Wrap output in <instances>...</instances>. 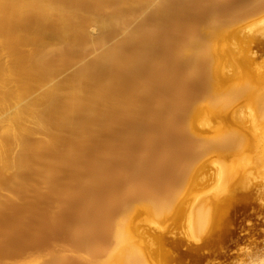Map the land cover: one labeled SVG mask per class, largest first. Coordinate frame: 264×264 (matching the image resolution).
<instances>
[{
    "label": "bare ground",
    "instance_id": "bare-ground-1",
    "mask_svg": "<svg viewBox=\"0 0 264 264\" xmlns=\"http://www.w3.org/2000/svg\"><path fill=\"white\" fill-rule=\"evenodd\" d=\"M131 1L132 0H123L124 3H129ZM199 1L200 0H186L185 3L181 5L177 4V0H160V2L158 1L159 4L157 5V9L155 8L156 10L153 16L147 17L144 21L142 19L140 21V23L143 21L142 24L139 27L133 29L132 31H129V32L126 31L128 33H126L125 36L122 39H120V41L117 44H113V46L111 45L112 47L101 52L93 59L85 61L81 66H79L78 69L72 71L66 77L60 80L54 81L53 83L51 82L50 84H46L47 81H49V79L57 71V67H58L57 64L64 65V62L66 61L65 55L66 53H69L67 52L68 48L69 49L71 47L73 48L77 44H80V43H83L84 45L95 44V42L99 40L97 38H94L92 31L90 30V28H88V25L91 22H93L92 24H95L96 27L98 26L100 28H103V30L105 28V25H107L105 24V21L103 19V16H104L103 9L104 8L102 9L101 7V4H100L101 0H0V239H2L1 238L2 235H9L13 228V226L11 225L12 223L11 221L13 219L12 220L8 219L9 218L8 216L11 215L12 212L14 211L19 212L20 208L26 207L29 205H30L29 210L32 209L31 207L34 205L35 206L37 205V207L40 208V205H39L40 198H41L40 196H41V192L43 189H49V193H48L49 195H47V192H46L47 196L46 195L45 196L46 197L50 196V198L48 199H50L53 205L57 207H60L63 205L65 207L66 204L64 205V202L66 201V197H65L66 195L63 194L62 192V187H64L63 183L65 181L63 182L62 180L64 179H61V178L62 176L66 177V175L68 174L67 172L69 171L70 168H73L74 172L78 173L76 178L79 180V182L82 181L83 185H85L86 183H87V186L92 185L93 180H91V184L88 185V183H90L89 179L91 178H93L94 180L96 178V181H98L99 177H96L95 174H93L92 175L93 177H90L89 179H86L87 176L85 177V179L82 178V176L86 174L83 173L84 167L81 164L83 161L80 163V159H82L81 157L86 147L88 145H91L93 143V139L99 134H101V127L104 123L106 124L108 122L112 126L118 127L119 124L123 120L132 121V123L134 122L133 120H136L134 119V117H131L132 112L128 105L129 100L127 101V98L130 95L129 86H131L129 83L131 82V80L129 79H132V77H135L137 75L142 76L141 82L139 81L138 83L139 85H136V87L138 86V88H140L142 91L148 90V88L151 90L152 87L150 88L149 77L150 78L152 77L150 76L151 73H154L155 75L158 74V73L157 74L155 73L156 72L155 69L149 70V67L151 69L153 62L152 63L149 62L152 65H149L147 69L146 62L148 61V59L145 61L146 58L143 55H141V52L143 50L140 49V45H139L140 51H137L138 49L137 44L139 42H144L142 43V45L143 44L147 45L149 49L151 45L150 44L151 40L154 41L152 37L153 34L154 33L160 34V32L163 31V28L166 26V24L173 23V21L170 23H167L168 16L170 15L169 11H171V9L178 8L179 10H182V13H183L187 9V7L189 8L190 5L191 7L193 6L195 7V5L193 4ZM212 1L211 0L209 1L211 5H213L212 3L214 2ZM115 10L116 9H114V11ZM253 11H255V9ZM203 12L205 11L203 10ZM202 16L204 15L202 14ZM200 17L201 15L198 18ZM222 18L224 19V17ZM223 19L221 18L218 19L217 17L216 18L213 17V19H211L210 21L208 20L209 21L208 23L206 19H204V22L205 21L206 22L204 23V25L202 24L203 26L199 28V32H196L199 34H196V33L193 34L190 31L186 32L188 28H185L182 26L184 29H186V31L183 34V32H181L180 30H177V32L179 31L183 35V38L181 35L182 40L180 39L181 40L180 42L175 43V40L178 37L180 38V33H178L179 35H175L172 33L173 36H177V38H173L172 36V39L170 38V40L174 41L175 44H178V47L175 46L176 49L178 48L177 49L178 54L175 55L176 58L174 57V59H172L171 61H168L171 58L170 56H169L170 58L169 57L167 58L168 60L165 59V62H168L170 73L172 72V73L177 74V73H180L181 70L184 69L183 72L184 71L186 72L187 77L192 76L193 75L192 69H194V72H195L196 69H199L198 67H201V66H198L197 64L198 57L203 56V55H206V56L209 55L211 57L214 56L212 57V59L213 58L216 59V57L219 58L218 57L219 53L222 52L223 47L220 48V46L222 45L221 44L218 45L217 43H219L218 41L220 40V38L222 40V38L225 36V32H226L225 30H227L225 28L227 26L226 24H222L221 27L217 25L218 23H221V22L225 23L226 22L225 20L227 19L226 18L224 20ZM255 19L256 21H254L251 24L252 29H257L260 23L262 27L260 26L261 29L258 27V30L260 29L259 31L264 32V17L259 20L257 18ZM181 21H183V19ZM181 21H179L180 24H183V23L185 24V21L186 23H188L187 19L183 23ZM227 21H230V20H227ZM153 22L155 23L154 24L155 32L151 33L149 31L151 28L149 27V25L151 24L153 25ZM195 25H193V27ZM198 25L199 24H197V26ZM172 26L174 25L172 24ZM189 30L191 29L189 28ZM191 31H195V29ZM256 33L257 32H255V34ZM164 35H161V36H164ZM156 36L159 37V35H156ZM168 36H169V33H168ZM197 38H199L200 41L203 40V42L206 43L203 48H196L195 46L192 45L193 43L191 41ZM163 39H165V37ZM172 41H170V43H172ZM162 43L166 44V41ZM260 44H262V42H260ZM128 45L131 46L132 49H134L131 52H129V50L127 49L128 50L127 52L129 53H127L125 50V47H129ZM262 46H264V44ZM171 47L172 46H170V48ZM145 48L147 47L145 46ZM167 48L169 47L167 46ZM156 51L158 53L157 48L154 50V52ZM152 52L153 50L151 47L150 52H149L150 54L149 59L154 60V58L152 57L153 56L152 54L154 52L153 53ZM172 52L173 50L171 51V53ZM156 54H154V56ZM191 55L192 57L193 56L194 57L198 56V57L195 58L196 60L195 59L193 60L192 57H191L192 60H189L190 59L189 56ZM145 56L147 57V54ZM163 57H162V60H163ZM220 57H221V54H220ZM244 59L246 63V58ZM216 60L218 63L220 59L219 60L216 59ZM216 60L214 61L215 63H216ZM56 62L57 64L55 66ZM163 62L164 60L162 61V63ZM236 62H239V61H236ZM241 62L242 63L240 62L239 63L243 64L244 62L243 58ZM221 67H222L221 65L213 64L207 72H205L206 70L204 71V73L201 72L202 75L205 76L204 80L206 82L204 85V91H206L210 87L213 88L212 90H213V93H215V99L219 100L218 101L219 103L218 102L216 103L213 98L207 99V97L209 96L206 97L207 99V100L205 99L206 103L209 109L213 112H215L216 109L218 110L223 109L225 107L224 105L227 102L229 103V100L226 101L224 99H227V98L223 97V95L227 96L225 93L226 91L225 92L221 91L224 89H221L220 81L222 78L226 76L225 75L226 71L223 70ZM62 68L60 66V69ZM152 68H156V67L152 66ZM202 68L204 69V67ZM200 69L197 70V72H199ZM165 70L168 71L167 68ZM165 70H164V73H165ZM147 71H148V75H147ZM197 72L195 74H197ZM167 73L168 72H166V74ZM170 73L168 74L170 75ZM195 74L194 76L196 77L197 75ZM180 75L184 76V74H181V73ZM158 76L156 77V80ZM173 76L171 75V77L169 76V78H172ZM194 76L191 77V79L194 78ZM220 76H221V79H220ZM43 86L44 88L37 92V90ZM234 88L236 89L233 94V97H237V100H244L246 98H252L255 101L253 108H251V112L249 113L252 116L251 118H253V120L255 119V121L264 119V87H258L254 85L248 88H238V87H234ZM135 90L137 89L135 88ZM204 93L202 94L203 96H204ZM213 93H211V96H213L212 95ZM131 96H132V92H131ZM175 103H178V102H175ZM220 111L214 114L216 115L215 117L217 119L221 117L223 118V113H220ZM188 116H189L188 117L189 120H188V123H186L187 130L191 134L200 137L204 141L202 142L203 145H207L208 143L206 141L208 137L206 138L205 135H203L200 131L198 132V130L194 129V122L198 118L197 109L193 107V109L190 110V114ZM217 119H215V121ZM132 123L130 124L131 127H129L128 130L131 131V133L135 132L137 134L139 131L138 130L139 127L136 124L132 125ZM114 127L113 129H115ZM229 132L228 131L219 132L220 141L218 143V147H219L218 150L224 153L233 152L235 154L240 155L241 149L243 150V148H245L243 146L241 147L240 144H242V142L244 143L248 142L249 143L248 145H250V142L252 141L251 139L252 137L249 138V140L250 139L251 140L248 141L247 140L248 137L245 136L247 134H245L244 137H240L238 134L232 133V131H229ZM129 134L130 133H128V135ZM255 135H256V139H254L255 144L257 147H259L264 143V131L262 133H258ZM252 146H254V143ZM109 155L111 156L110 153ZM242 158H244V156ZM244 159L246 160V158ZM241 161L243 163V159ZM244 162H246L247 164V160ZM173 164H176V163L174 162ZM198 165L201 167L202 164L201 165L198 164ZM85 168L87 169V167ZM202 168H199L198 170ZM217 170H218L217 175L219 176V179L223 181V184L221 185L222 189L224 191H227L229 190V188L232 187V190H231L232 192H230L228 195L225 196V198L221 200L217 199L218 201H215L214 208L207 207L206 204L198 205L197 208L194 207L193 211L194 212L196 211V212L193 213L194 215L190 217L191 227L189 226L191 233L193 235L202 231L207 225H210L212 223L218 224L219 222L220 223L223 222L224 218L222 219L221 217V211H223V209L226 207L227 209H231L233 207L232 204H234L235 201L238 198H240L237 192L233 190L236 188L238 189L239 187L241 188L242 186L245 187L244 186L246 185L245 183L249 181L248 180L249 174H247L246 172H245L246 174L243 173L244 175L240 174V172L239 174H236L237 170L232 168L229 165L220 164ZM87 171H89L90 173V169H88ZM190 171L191 173L188 172L185 175L190 177L189 178L190 181L188 180L187 183L189 185L188 188L191 191V188H193L194 184L196 183L195 178L196 176L198 177L197 174L199 173L196 171L195 167H193ZM143 172H145V170ZM151 173L153 174V172ZM91 174H87L88 177L89 175L91 176ZM125 174H129V173L126 172ZM68 175L72 179H74L71 173H69ZM73 175L75 176L74 173ZM121 175H124V174H121ZM161 175L157 174L156 176H161ZM164 175H165V172H164ZM102 176H104V174ZM142 176L144 175H138L136 178L134 177L135 180H131V181L129 179V181H126L125 183L123 182L124 183L123 185H121L122 183L119 185L115 184L118 187L122 186L121 189L118 188V190H121V191H118L116 189V186H114L113 184L115 188L112 187L114 189L111 191V193L107 194L108 198L106 197V194L104 193L105 197L107 198V203L109 202L107 211H104V212H107L105 216L106 218H104V220H102L99 223L102 229H100L99 232L95 234V236L93 237L94 239L92 238V235H91L92 232L89 233V231H87L85 226H83L82 224L79 225V227L77 228V234L79 236L77 237H81V238L74 246L73 245L72 246H73L74 253H75L74 255L77 256L81 264H149V261L151 260V257H152L151 252H150V250H152V247H151L152 240H156L159 244L168 242V243L175 245L176 247H179V248L182 247L184 243L183 240L169 239L164 233H162L159 230L157 231L154 229L152 231L149 228L147 229L145 228L144 231L143 230L139 231V227L137 223L135 222V219L138 216L136 213L138 212L140 208L141 209L148 208L147 210L151 208V210L153 209L155 210V212L156 210H159L160 213H167L168 216L169 214H171V216L179 219V217L183 216L182 214L184 213V209H185L184 203L187 202L185 199L182 200L180 199L181 197L179 198V196H176V197H166V200L164 202L160 203L161 202L160 201L159 202L160 204H157V201L155 202V198L157 197V194L156 195L154 194L156 192L153 193L155 195V198L151 197L152 198L151 199V198L145 197L147 195L144 196L138 191L139 189L141 191L140 187H142L145 183L143 182L144 180H142L143 178ZM165 176L167 177L170 175H165ZM186 176H183V175L179 176L180 179H178L179 177L177 178L178 183L183 181ZM104 177L100 179H107L106 177L105 178ZM164 178L165 177H163V181H164ZM149 179L150 178H148V180ZM118 180L119 179H117V181ZM155 180L157 181V179ZM160 181L163 182L162 179L161 180L158 179V182ZM98 182H101V181H98ZM161 182L159 185L162 184L164 186V183H161ZM72 183L73 182L69 184L72 185ZM94 183L95 184L93 185L96 186L97 182L94 181ZM77 184L80 185V183H77ZM152 184L155 185L154 183ZM147 186H149V184H147L145 187L147 188ZM110 187L108 185V191ZM164 188H166V186H164ZM164 188L162 187V189L165 191ZM157 189L159 190V188ZM163 190L162 192H164ZM93 191H94V188H93ZM144 191H145L144 192L145 194L146 189H144ZM84 194H85V191H84ZM162 195L156 200L162 199ZM185 195H187L186 197H188V193L187 194L185 193ZM185 195H183V198L185 197ZM93 196H95L94 198L97 197L96 199L98 200L101 195L100 196L93 195ZM89 197H87L88 199L86 198V200H89ZM102 200H99V201L101 202ZM49 206H51V204H49ZM95 207L98 208L97 206ZM102 208L100 210H102ZM119 208H122L124 211L135 209L134 211H136V213L134 212L133 215L134 214L135 215L131 217L130 213L132 211L128 212L129 215H124L121 218L118 217L120 219L118 220L116 219L114 221V224L111 223L112 225L109 226L110 224L109 221H111L114 218L116 211ZM35 210H36V207H35ZM56 210L58 212L60 209L59 210L56 209ZM188 210L190 211V209ZM21 211H23V209ZM189 211L187 212L189 213ZM53 213L54 212H52V214ZM16 214H14V216H17L19 213L17 215ZM97 216H100V212H99V215ZM16 220L18 219L16 218L15 221ZM94 242H97L98 248L95 251L96 254H91L89 252L90 251L89 249ZM54 248L56 250V247ZM200 248H201V245H199L198 243H194L193 241L190 240L189 244H187L186 246V249L185 250L181 249V250L185 254L197 255V252L200 250ZM10 250L11 249L7 247L0 249V264H36V263H42V262L43 264H64V262L68 261V260L65 261L66 254L65 252H63L65 249L63 251L59 249L60 251L57 252L58 254L56 253L57 256H55L54 259L49 260L47 258L49 261H46L47 259L43 257L44 255L42 256L40 254H37L29 259L24 258V259L17 260V261H11L6 258L7 254L11 253Z\"/></svg>",
    "mask_w": 264,
    "mask_h": 264
},
{
    "label": "rangeland",
    "instance_id": "rangeland-1",
    "mask_svg": "<svg viewBox=\"0 0 264 264\" xmlns=\"http://www.w3.org/2000/svg\"><path fill=\"white\" fill-rule=\"evenodd\" d=\"M133 1L134 0H132L129 3H124L123 0H101L100 2L101 7L102 9L104 8L103 9V15H104L103 19L105 21V24H107L105 25V28L106 27L107 28L106 29L104 28L103 30V28H100L98 26L96 27L95 24H92L93 22H91L88 25V28H90V30L92 31L94 38H97L99 40H97L95 44L84 45L83 43H80V44H77L73 48L72 47L70 49L68 48L67 52L69 53H66L65 55L66 61L64 62V65L57 64V62L55 63V66L56 64L58 66L57 71L55 72L56 76L55 74H53V76L49 79V81H47L46 84H50L51 82L53 83L54 81H57V80H60L66 77L72 71L78 69L79 66H81L85 61L93 59L101 52L112 47L113 44H117L120 41V39H122L125 36L126 33L139 27L147 17L153 16L155 10L157 9V5L160 2V0H143V1L138 0L139 2L135 0L134 3ZM183 1L184 0L182 1L177 0V4L178 5L184 4L186 0L184 2ZM200 1L193 4L195 5V7L193 5H192L193 7H191V5L189 8L187 7V9L185 10L186 12L184 11L183 13H182V10H179L178 8L171 9V11H169L170 15L168 16L167 23H170L173 21L172 24L174 26H172L171 23L166 24V26L163 28V31H161L160 34L154 33L155 32L154 22H153V25L152 24L149 25V27H151L149 31L151 33H154L152 37H153V40L155 41L154 42L151 40L150 42L151 45L149 44L150 45L149 49L147 45L145 44L142 45V43L144 42H139L137 44L138 45L137 51H140V49L143 50L141 52V55H143L146 58L145 61L148 59L147 61L148 63L146 62L147 69L149 65H152V64H153L152 65L153 67L154 66L156 67V68H152L151 66V69L149 67V70L155 69L156 71L155 73L156 74L158 73L157 75H155L154 73H151L150 76L152 77L151 78L149 77L150 88L152 87V89L150 90L148 88V90L142 91L140 88H138V86L136 87V85H139L138 84L139 81L141 82L142 76L137 75L135 77H132V79H129L134 84L129 82L131 86H129L130 95L127 98V101L129 100L128 105L132 112L131 117H134V119L136 120H133L132 118V120L134 121L133 123L132 121L123 120L119 124L118 127L117 126L114 127L108 122L106 124L104 123L101 127V134L96 136L93 139V143L86 147L81 157L82 159H80V163L83 161L81 163L84 167L83 173L86 174L82 176V178L85 179V177L87 176L86 179H89L90 177H93L92 176L93 174H95L96 177H99L98 181H101L103 184L101 182L96 181V178L94 176L95 180L93 178L89 179L90 183H88V185H90L91 180H93L92 181L93 184H95L94 181L97 182L96 186L93 184L90 186H87V183L85 184L86 185L85 186L82 184V181L79 182V180L76 178L78 173L74 172L73 168H70L67 173L68 174L71 173L74 179H72L68 174H67L68 176L67 175L66 177L62 176L61 178V179H64L62 180L63 182L65 181L63 183L64 187H62V192L63 194L66 195V196L64 195L66 197V201H65L66 203L64 202V205L65 204L67 205V206L65 205L66 208L63 205L60 207L53 205L50 199H48L50 198V196L46 197L47 195H49L48 194L49 189H43L41 192V196H40L42 198V199L40 198V203H41V204L39 203L40 208L37 207V205L36 206L34 205L31 207L32 209L29 210L30 208V205H29V206H26L28 208L26 207L20 208L19 212L17 211L12 212L13 215L11 213V215L8 216L9 217L8 219L14 220V221L13 220L11 221L12 222L11 225L13 226V228L9 235H2L3 237L1 236L2 239H0L1 241L0 249L6 248V247L11 249L10 250L11 253H8L6 256L7 259L11 261H17V260H21L24 258L29 259L37 254H40L42 256L44 255L43 257H45L46 259L48 258L49 260H51V259H54L55 256H57L58 254L57 252L60 251L59 249H61V251L65 249L63 251L66 254L65 261L66 260L68 261L64 262V264H81L77 256L74 255L75 253L73 249V246L81 238V237H77L79 236L77 234V228L79 227V225L82 224L83 226L86 227L89 233L92 232L91 235L93 238L95 234L98 233L100 229H102L99 223L102 220H104V218H106L105 216L107 212H104V211H107L108 204H109V202L107 203V198H108L107 194L111 193V191L115 188L114 186H116L117 190L118 188L121 189L122 188L121 185H123L126 181H129V179L130 181L135 180V178L138 175H144L142 176L143 177L142 180H144L143 182L145 183L142 187H140L141 191L143 189L142 191L143 193L140 191V189L138 191L144 196L147 195L145 197L155 198V195L157 194V197L155 198V202L157 201V204L164 202L166 200V197L179 196V198L181 197L180 199L182 200L185 199L187 201L184 203V208H185L184 213L185 214L183 213L182 214L183 216L179 217V219L171 216V214H169L168 216L167 213H160L159 210H156L155 212V210L153 209L151 210V208L149 210H147L148 208L147 209L140 208L139 209L140 211L138 210L140 214L138 212L136 213V211H134L135 209L124 211L122 208H119L116 211V214H115L116 217L114 216L113 219L111 218L112 222L109 221L110 222L109 226H110L114 224V221L116 219L118 220L124 215H129L128 212L132 211L130 213L131 217L135 215V214L133 215L134 212L138 215L135 219V222L137 223L139 227V231L140 230L144 231L145 228L146 229L149 228L152 231L155 229L157 231L159 230L162 233H164L169 239L183 240L184 243L181 248L176 247L175 245L168 243V242L159 244L156 240H152L151 241L152 250H150L152 257H151V260L149 261V264H263L264 263V143L261 146L257 147L255 144V140H254L256 139L255 134L262 133L264 131V119H261L259 121L256 120L257 121L256 122L255 119L253 120V118H251L252 116L249 113L251 112V108H253V105L255 103V101L252 98H246L244 100H237V97H233V94L236 89L234 87L248 88L254 85L258 87H264V46H262L264 44V32L259 31L261 29L260 23H259V26L256 25L260 28L259 30H258V27L257 29H252V26H251V24L254 21H256L255 18L259 20L264 17V0H222V1L213 0L216 4L211 0L213 2L212 3L213 5L210 4L209 2L210 0H203V1L200 0ZM196 4H198L199 6ZM253 8L255 9V11H253L254 10ZM114 9L116 10L114 11ZM203 10L205 12H203ZM201 12L204 16H202ZM198 15L199 16L201 15V17L198 18L199 17ZM213 17L214 18L217 17L218 19L219 18L223 19L222 17H224V19L226 18L227 20H230V21L225 20L226 21L225 23L221 22V23H218L217 25L221 27L222 24H226L227 26V27L225 26L226 27L225 29L227 30H225L226 32H225V36L223 37L224 39L222 38L221 40L220 38V40L218 41L219 43H217L218 45L220 44L222 45L220 46V48L223 47L222 52L219 53V56H218L219 58L216 57V59L218 60L220 59L219 61L221 64L219 63V61L217 63L216 59L214 58L212 59V57L214 56L211 57L209 55L207 56L203 55L200 57L198 56L192 57L191 55L189 56L190 57L189 60H192V59L194 60L195 58L198 57L197 64L198 66H201L198 68L199 69L201 68L202 70L200 69V71L197 72V70L199 69H196V71L194 72V69H192L193 75L188 76V77H187L186 72L185 71L183 72L184 69L181 70L180 72L181 74H184V76L180 75V73L175 74L171 72L172 73L171 74L169 71L170 68L168 66V62H165V59L168 60L167 58L170 56L171 58L169 57L170 59L168 61H171L172 59H174V57L176 58L175 55L178 54V50H177L178 48L177 49L175 48V46L178 47V44H175V43L180 42L183 38V35L179 31L177 32V30H180L184 34L186 29H184L183 27H185V28H188L186 32L190 31L193 34H195L196 32H199V28L203 26L206 21L208 23L211 19H213ZM185 18L187 19L188 23H186ZM142 19L143 21L140 23ZM182 19L183 21H181ZM204 19H206L205 22H204ZM179 21H181L182 23L185 21V24L184 23L180 24ZM187 24L188 26L189 25L191 26L188 27ZM197 24H199L198 25L199 27L197 26ZM193 25L195 26L193 27ZM189 28L191 30L195 29V31H191L189 30ZM167 32L169 33V36ZM174 32H176L177 34ZM255 32L257 33L255 34ZM172 33L175 35H179L178 33H180V38L179 37L177 38V36H173ZM196 34H199V33H196ZM156 35H159V37ZM161 35H164V36H161ZM181 35H182V38H181ZM172 36L173 38H177L175 40V43L174 41L170 40V38L172 39ZM164 37L165 39H163ZM168 38L174 44L170 43ZM194 40H192L191 42L193 43L192 45L195 46L196 48H203L206 44L205 42H203V40L200 41L199 38L194 39ZM165 41H166V44L162 43ZM260 42H262V44H260ZM152 43L153 44L155 43L157 46L155 44L153 46ZM139 45H140V49H139ZM145 46L147 48H145ZM167 46L169 48H167ZM170 46H172L171 47L172 49L170 48ZM151 47H152L153 52L156 48L158 50V53L157 51L154 53L152 52L153 53L152 57L154 58V60L149 59V55H150L149 52H150ZM165 47L167 48V50ZM127 49L129 50V52L134 50L132 49L131 46L125 47L126 52L128 51ZM172 50L173 52L171 53ZM146 54H147V57L145 56ZM154 54H156L157 57L156 55L154 56ZM220 54H221V57H220ZM164 55H166L167 57ZM239 55H241L242 57ZM162 57L164 60L163 63H162L163 61ZM242 58L244 62L243 64H240L242 63L241 62ZM244 58H246V63H245ZM203 60L205 63L203 62ZM215 60H216V63L214 62ZM236 61H239L240 63ZM149 62L151 63L153 62V63L151 64ZM213 64L221 65L222 66L221 68L226 71L225 73L226 76L225 77L223 76L224 78L221 79V76H220V79H221L220 84H221V89H224L221 91H224V92L226 91L225 93L227 96L223 95V97L224 98L226 97L227 99H224V100L226 101L229 100V103L227 102L224 105L225 107L223 109H219V110L216 109L215 112L209 109L206 103V100L208 98H213L216 103L219 100L215 99V93H213V90H212L213 88L210 87L209 88L210 90L207 89L206 91H204V85L206 82L204 80L205 76L202 75V73H204L205 70H206L205 72H207ZM59 65L61 66V68L63 66V68L60 69ZM159 66H161L162 68ZM202 67H204V69ZM166 68L168 71L165 70ZM164 70H165V73H164ZM166 72L170 73V75L168 73L166 74ZM196 72L197 74H195ZM194 74L197 76L195 77ZM147 75H148V71H147ZM167 75H169L170 77L171 75L172 76L174 75L175 78L174 76L172 78H169V76ZM157 76L158 78L156 80ZM193 76L194 78L191 79V77ZM138 77L141 79H139ZM134 86L137 90H135ZM43 88L44 86L40 87L37 90V92L42 90ZM131 92H132V96H131ZM210 92L213 93L212 94L213 96H211ZM203 93H204V96L202 95ZM175 102H178V103H175ZM136 106L137 107L139 106V107L137 108ZM193 107L196 108L198 112V118L194 122V129L198 130V132L200 131L203 135H205L206 138L207 137L209 138V140L207 138V141H206L208 143L207 145H203L202 142L204 141L200 137L191 134L187 130L186 123H188V120H189L188 115L190 114V110H192ZM219 111L220 113H223V118L221 117L217 119L215 117L216 115L214 114ZM215 119H217L218 121L217 120L215 121ZM131 123L132 125L133 124L138 125L139 131L137 134L135 132H132L133 133L132 134L131 131L128 130V128L131 127L130 125ZM113 127L115 129H113ZM220 131L221 132L222 131L223 132L232 131V133L238 134L240 137H244V135L247 134L245 135L248 137L247 140L250 141L252 139L253 142L251 141L252 143L250 142V145H248L249 144L248 142L247 143L242 142L243 145L240 144V146L241 147L243 146L245 148L247 147V148L246 149L243 148V150L245 149L244 151L241 149L240 155L235 154L233 152H230V153L220 152V150H218L219 149L218 143L220 141V138H219ZM128 133L130 134L128 135ZM240 133H242L243 136ZM249 138L251 139L249 140ZM210 140L212 143L210 142ZM253 143H254V146H252ZM199 144L202 146H200ZM109 153L111 154V156L109 155ZM243 156L244 158H246L247 164L246 162H244L246 160L242 158ZM242 159H243V163L241 161ZM173 161L176 164H173L174 163ZM205 162L207 165L205 164ZM198 164L200 165L202 164L201 167ZM220 164L229 165L232 168L236 169L237 170L236 174H239V172L242 175L246 173L249 174V178H248L249 181L245 183L246 184L244 185L245 187L242 186L241 188L239 187L238 189L233 188L234 189L233 191L237 192L240 198H238L235 201V203L232 204L233 207L231 209H227L226 207L223 209V211H221V217L222 219L224 218L223 222L221 223L219 222L218 224L212 223L210 225H207L202 231L193 235L190 230V227H191L190 217L193 216L194 215L193 213L196 212V211L195 212L193 211L194 207L197 208L198 205L206 204L207 207L214 208V203L215 201H218L217 199L221 200L225 198V196L228 195L230 192H232L231 191L232 187L229 188L230 191L229 190L224 191L221 187V185L223 184V181L219 179V176L217 175V172H218L217 169L220 166ZM85 167H87V169ZM193 167H195L196 171L199 168H202V167L203 168L197 171L199 174H197L198 177L196 176L195 178L196 183L194 184V187L191 188V191H190L188 188L189 185L187 183L190 177L186 176L185 174L188 172L191 173L190 170ZM88 169H90V173L89 171H87ZM144 170L145 172H143ZM179 170L180 171L182 170L181 171L182 173ZM126 172H128L129 174H125ZM136 172L138 175L136 174ZM151 172H153V174ZM164 172H165V175H170V176L166 177L164 175ZM73 173L75 174V176L73 175ZM154 173L156 175L157 174L158 175L162 174V175L156 176ZM87 174H91V176L89 175L88 177ZM103 174L107 179H100L104 177L102 176ZM121 174H124V175H121ZM182 175L186 177L183 181L178 183V179H180L179 176H182ZM147 177L150 179L148 180ZM163 177H165L164 181L166 183L163 181ZM152 178L154 181L152 180ZM154 178L157 179V181ZM117 179L119 180L117 181ZM158 179L159 180L162 179L163 182L161 181L160 182L164 183V186H166V188H164L162 184L159 185L160 182H158ZM70 181L73 182L72 185L69 184L71 183ZM75 181L77 183H80V185H78ZM148 181H150L151 184ZM152 183H154L155 185H153ZM115 184L117 185L121 184L120 185L121 187H118ZM147 184H149V186H147L146 188L145 186ZM248 184L250 185V187ZM108 185L109 187L111 186L109 191H108ZM167 186L168 188L169 187L170 188L168 189ZM162 187L165 189V191L162 189ZM93 188H94V191H93ZM157 188H159V190ZM144 189H146L145 194H144L145 192ZM162 190L164 192H162ZM171 190L173 193L171 192ZM84 191H85V194H84ZM118 191H121V190H118ZM46 192H47V195H46ZM104 193L106 194L107 198L105 197ZM185 193L186 194L188 193V197H186L187 195H185ZM93 195H96V196L101 195L102 197L100 196L99 199L97 200L96 199L97 197L94 198L95 196ZM161 195H162V199L163 198L164 199L156 200L159 197H161ZM183 195H185L186 198L185 197L183 198ZM89 196H91L92 199ZM87 197H89V200H86ZM94 200H96L97 202ZM99 200H102V201L100 202ZM49 204H51V206H49ZM95 206H97L98 208H96ZM35 207H36V210H35ZM101 208L102 210H100ZM22 209L23 211H21ZM56 209L58 210L62 209L61 210L62 212L59 210L60 211L59 213V211L57 212ZM188 209H190V211ZM187 211H189V213ZM52 212L54 213L52 214ZM99 212H100V216H97L99 215ZM16 213L17 214L19 213V214L17 215ZM14 214H16L17 216H14ZM16 218L18 220L15 221ZM94 224H96L97 226L99 225V226L97 227ZM190 240L193 241L194 243H198L199 245H201V248L197 252V255L185 254L182 252V250L186 249V246L187 244H189ZM54 247H56V250ZM97 248H98V244L97 242H94L91 245L89 252L91 254H96L95 251ZM66 251L69 253H67ZM48 259L46 261H49ZM36 264H43V262L36 263Z\"/></svg>",
    "mask_w": 264,
    "mask_h": 264
}]
</instances>
